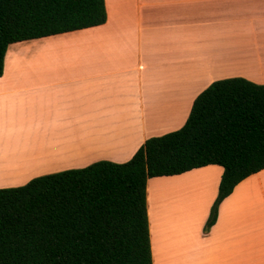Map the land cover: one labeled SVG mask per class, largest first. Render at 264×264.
<instances>
[{"label":"crops","instance_id":"obj_1","mask_svg":"<svg viewBox=\"0 0 264 264\" xmlns=\"http://www.w3.org/2000/svg\"><path fill=\"white\" fill-rule=\"evenodd\" d=\"M106 21L8 45L0 188L99 160L122 163L179 129L215 80L264 84V0H104ZM78 165L61 166L63 157ZM68 166V167H67ZM223 168L147 180L152 264H264V168L203 227Z\"/></svg>","mask_w":264,"mask_h":264},{"label":"trees","instance_id":"obj_2","mask_svg":"<svg viewBox=\"0 0 264 264\" xmlns=\"http://www.w3.org/2000/svg\"><path fill=\"white\" fill-rule=\"evenodd\" d=\"M104 0H0V76L9 44L100 25ZM223 168L203 231L244 178L264 168V84L215 80L177 130L122 163L99 160L0 188V264H152L147 180Z\"/></svg>","mask_w":264,"mask_h":264},{"label":"rangeland","instance_id":"obj_3","mask_svg":"<svg viewBox=\"0 0 264 264\" xmlns=\"http://www.w3.org/2000/svg\"><path fill=\"white\" fill-rule=\"evenodd\" d=\"M81 162L80 159L78 158H72L71 156L68 157H63L60 161V163L62 164L61 166H66V165H78L77 163ZM68 167V166H67ZM69 168H80L77 166H71ZM61 171V170H60ZM51 173H55V172H51ZM49 174V173H47Z\"/></svg>","mask_w":264,"mask_h":264}]
</instances>
